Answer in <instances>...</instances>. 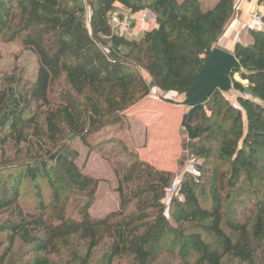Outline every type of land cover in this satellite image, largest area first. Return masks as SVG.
<instances>
[{
	"label": "trees",
	"instance_id": "1",
	"mask_svg": "<svg viewBox=\"0 0 264 264\" xmlns=\"http://www.w3.org/2000/svg\"><path fill=\"white\" fill-rule=\"evenodd\" d=\"M116 3L132 13L150 10L158 26L140 39L127 38L112 26ZM90 10L88 28L86 9L77 0L70 5L64 0H0V39L5 32L14 36L24 32L23 44L40 61L32 87L19 90L20 83L14 81L0 93V149L9 141L30 142V127L39 117L34 104L46 108L40 113L45 115L46 137L55 147L67 135L90 145L91 137L120 122L122 112L150 94L151 85L139 67L150 74L160 92L186 94L233 16L234 0H92ZM251 35L250 44H236L234 54L241 69L233 76L239 74L248 81L247 88L238 81L234 87L254 99H239L241 109L232 121V135L213 132L220 113L215 117V111L207 113L205 109L212 99L223 102L221 91L189 111L185 129L190 152L204 161L203 171L212 141L231 160L230 170L222 173L224 190L240 183L253 189L255 198H250L246 207V211L256 213L252 225L248 220L226 217L222 202L215 207L204 204L199 193L202 173L198 177L188 173L180 196L174 197L172 204L180 220L193 225L188 233L173 227L163 202L173 174L138 158L125 162L128 171L119 179L120 209L94 216L91 208L100 179L79 164L77 151L61 147L47 153L50 159L0 166V211L9 212L0 219V236L8 234L0 264H53L49 255L68 249L74 236L80 246L71 252L72 264H90L94 250L109 237L114 241L102 264H113L116 255H128L134 264H154L170 251L173 232L179 233L180 241L189 240L179 243L184 255L177 258L184 264H225L226 257L264 264V175L258 177L264 167V31L252 30ZM104 39L109 52L103 50ZM51 162L80 194L78 216H66L68 198L51 181L53 204H42L38 229L31 231L28 213L20 201V187L25 179L36 181L39 176H48ZM131 204L135 210L127 211ZM46 215L56 222H48ZM204 233L213 234L214 239ZM18 237L26 239L27 250L14 251ZM187 254L193 262L184 259Z\"/></svg>",
	"mask_w": 264,
	"mask_h": 264
},
{
	"label": "rangeland",
	"instance_id": "2",
	"mask_svg": "<svg viewBox=\"0 0 264 264\" xmlns=\"http://www.w3.org/2000/svg\"><path fill=\"white\" fill-rule=\"evenodd\" d=\"M78 3L85 7L86 12L84 18L87 27H90V3L92 0H77ZM64 3L70 5L72 0H64ZM264 3V2H262ZM119 15V14H117ZM127 16L126 14L121 15ZM149 19L150 16L146 15ZM115 31L125 35L129 39H140L143 32L133 34V28H124L112 23ZM135 26V25H133ZM227 28V25L226 27ZM253 29H251L252 31ZM225 31V29H224ZM251 31L243 38V43L252 41ZM13 32H5L0 39V93L12 87V82L18 81L20 83L19 90L29 89L35 83L40 67L38 55L26 47L22 42L24 32L18 36H14ZM224 33V32H223ZM221 34L215 46H219ZM103 50L109 52L107 39H104ZM140 72L145 77L147 82L151 85V91L157 90L152 84V80L148 79V73L144 68L139 67ZM235 81H242L239 74L233 76ZM248 84L243 85L247 88ZM240 90L233 88L235 92ZM57 99L58 95L55 94ZM224 96L223 102L212 99L206 106L207 113L215 111L220 113L218 124L214 126L213 132L232 135L231 125L236 117L237 110H240L239 100L235 98H228ZM185 94L163 93L157 90L154 92L151 102H157L164 105V109L157 106L147 105L145 98L137 101L126 111L120 114V122H115L96 134V137L90 138V145H85L79 137L66 136L62 139L58 148L46 137V122L45 115L40 113L46 108L41 107L40 104H34L33 108L39 113L37 121L30 127L29 139L30 142H23L16 144L14 141H9L0 149V166L5 164L24 165L38 158L50 159L49 151H56L62 147L63 150H69L73 153L78 152L75 159L84 168L87 173H92L100 179L96 198L93 202L91 212L94 216L103 217L112 214L114 211L120 209L121 196L119 192V179L128 171L127 164L132 159L138 158L141 161L151 164L155 169L162 171H169L173 174V179L179 177L184 179V176L191 171V160L197 158V155L192 154L188 147V135L185 129V120L189 107L185 103ZM172 105H168V103ZM152 105V104H151ZM166 107V108H165ZM145 109V110H144ZM162 124L160 125V122ZM34 127L37 130H34ZM157 127V130H154ZM33 128V129H32ZM154 128V129H153ZM34 130V131H33ZM38 132V134L35 133ZM211 152L208 156V164H206L203 171V159L199 158L198 166L200 168L193 173L199 176L202 173L200 183L201 198L208 207H215L219 201L223 203V210L227 216L232 219L240 221L248 220L250 225L256 220V213L246 211V207L250 205V198H255L252 188L240 183L237 187L231 190H224L222 188V173L230 170V159L224 157L220 151V145L216 141L210 142ZM48 176H39L36 181L24 180L20 187V201L25 213H28L29 230L38 229V217L42 213V204L51 206L53 204V189L51 181L60 188L63 197L68 198L66 206V216H78L76 204L81 197L80 194L73 188L58 171L55 163H50L48 167ZM202 171V172H201ZM7 175V173L5 174ZM264 175V167L260 170L258 177ZM50 179V181H49ZM173 181V180H172ZM168 189V188H167ZM223 189V190H222ZM228 195L231 196L228 199ZM166 205V216L171 221L175 228L186 229L187 233L193 224L184 223L180 220L179 211L173 206L172 200H163ZM264 209V208H263ZM135 210L134 204L129 205L127 211ZM264 211V210H263ZM9 212L0 211V219L7 216ZM31 215V216H29ZM50 215H54L51 213ZM48 222L55 223V218H45ZM172 233V232H171ZM206 236L213 234L204 233ZM8 235L6 232L0 236L3 242V247L0 252L8 247ZM77 238L72 237L68 249H62L59 253H52L49 255L53 264H72L73 254L79 248L80 242ZM181 237L178 232H173L170 236L168 247L170 251L164 252L159 260L154 264H184L179 258L184 255L179 243H189V240ZM113 239L109 237L102 244H100L93 253L90 264H102L105 259L106 251L112 246ZM176 243V244H175ZM29 248L26 239L21 240L16 238L14 251L27 250ZM175 252V254H174ZM177 255V256H176ZM184 259H189L191 262L194 258H189V254L184 256ZM225 264H246L240 260L226 257ZM113 264H134L132 257L128 255H116Z\"/></svg>",
	"mask_w": 264,
	"mask_h": 264
},
{
	"label": "crops",
	"instance_id": "3",
	"mask_svg": "<svg viewBox=\"0 0 264 264\" xmlns=\"http://www.w3.org/2000/svg\"><path fill=\"white\" fill-rule=\"evenodd\" d=\"M251 13H258V14H261L262 16H264V3H262L261 0H247L243 4L241 11H239L238 13L234 12L233 16L231 17V19L227 23V28H225V31L223 33L222 38L220 39L219 47H221L222 49H224L226 51L234 52L236 44L238 42L243 43V38L246 37L247 33L250 32L251 29L259 31L257 29L256 25H254V23L251 21V18H250ZM117 14H119L120 16L123 14H126L127 16H130L133 19V23L135 25L133 28L134 29L133 34H136V35L139 34L140 32H143V31L147 32V31L153 30L154 28H156L158 26V22L156 20V17L154 15V13L151 12L150 10H143V11H140L137 13H132L127 8H125V6H123L122 4L116 3L115 4V10L113 12V16L117 15ZM146 15H149L151 18L149 20V22H146L144 20V17ZM251 42L252 41H249V43H245V44H250ZM148 76H149L148 79H150V81H151L152 78H151L150 74ZM238 82L242 83L243 85L248 84V81H246V80H242V81H238ZM157 90H159V89L157 88ZM157 90H152L150 92V94L148 96H146L143 101H147L148 102L147 105H149V107L157 106V107H161L164 109V105H160L154 101L151 102V100H150V99H152L154 92H156ZM171 93H173V92H171ZM224 96L227 97L228 95L224 94ZM152 100H154V99H152ZM168 105L171 106L172 103H168ZM239 106L241 107V105H239ZM243 114H244V123L246 125V118H245L244 111H243ZM161 124H162V121L160 122V125ZM156 128L157 127H155V129L154 128L153 129L157 130ZM181 199H183V197H181Z\"/></svg>",
	"mask_w": 264,
	"mask_h": 264
},
{
	"label": "water",
	"instance_id": "4",
	"mask_svg": "<svg viewBox=\"0 0 264 264\" xmlns=\"http://www.w3.org/2000/svg\"><path fill=\"white\" fill-rule=\"evenodd\" d=\"M241 69L234 52L215 46L206 56L205 63L191 89L185 94L189 110L204 104L215 92L228 93L234 88L233 73ZM243 98V97H239ZM186 115V121L188 119Z\"/></svg>",
	"mask_w": 264,
	"mask_h": 264
},
{
	"label": "built area",
	"instance_id": "5",
	"mask_svg": "<svg viewBox=\"0 0 264 264\" xmlns=\"http://www.w3.org/2000/svg\"><path fill=\"white\" fill-rule=\"evenodd\" d=\"M246 1L247 0H234V12L238 13L239 11H241L242 6ZM250 18H251V21L254 23V25H256L259 31H264V16L258 13H251ZM144 20L146 22H149L150 19L147 16H145ZM111 22L115 25H119L124 28L130 29L134 27L133 19L130 16L122 17L120 15H114L112 16ZM231 91L228 93H225L229 96L228 98H235L236 100H239L240 99L239 97L241 96L243 98L254 99L253 95L251 94H246V93H242L238 91H235V92H231ZM198 163H199V160L197 158H194L191 160L192 173H195V171H197L200 168V166H198ZM182 181L183 179L179 177H176L173 179V181L171 182L170 186L167 189V193H166L167 199L172 200L174 197L180 196V188H181Z\"/></svg>",
	"mask_w": 264,
	"mask_h": 264
}]
</instances>
